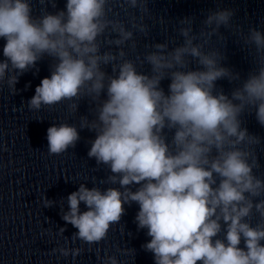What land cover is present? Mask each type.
Segmentation results:
<instances>
[{
    "label": "clouds",
    "instance_id": "clouds-1",
    "mask_svg": "<svg viewBox=\"0 0 264 264\" xmlns=\"http://www.w3.org/2000/svg\"><path fill=\"white\" fill-rule=\"evenodd\" d=\"M105 3L67 0L66 13L36 21L27 0H0V39L6 41L3 54L11 65L24 72L45 53L59 61L36 88L33 109L76 98L89 84V92L103 91L99 62L114 59L98 56L95 44L103 30ZM230 16L220 12L208 23L226 24ZM183 34L189 35L187 30ZM252 39L264 48V33L256 31ZM185 54L198 57L206 71L174 72L166 94L159 86L161 70L184 67ZM148 60L158 75L140 74L129 62L111 79L99 123L91 125L97 137L89 152L110 166L113 183L140 188L101 191L82 185L68 197L70 211L63 219L78 229L79 238L99 242L120 221L124 205L134 201L140 207L138 225L151 237L145 247L155 264H264V223L253 227L248 221L253 209L264 217V200L256 203L246 195L264 194V181L253 176L248 153L237 147L246 138L258 142L241 129L239 115L246 105L257 106V119L264 125V69L229 99L213 94L215 82L229 73L217 66L215 54H203L191 39L176 49L172 60L159 54ZM8 68L7 61L0 62V79ZM166 127L176 129L171 146L162 135ZM47 139L50 153L62 154L80 136L76 127L60 124L48 129ZM82 203L87 211H81ZM223 225L226 235L219 239Z\"/></svg>",
    "mask_w": 264,
    "mask_h": 264
},
{
    "label": "water",
    "instance_id": "water-1",
    "mask_svg": "<svg viewBox=\"0 0 264 264\" xmlns=\"http://www.w3.org/2000/svg\"><path fill=\"white\" fill-rule=\"evenodd\" d=\"M27 2L36 21L67 12V0ZM225 11L231 13L226 24L208 23L211 16ZM100 23L103 30L95 41L97 55L114 57L99 62L104 73L103 91L89 92V84L80 96L40 109H33L30 101L41 81L55 70L58 59L45 53L35 66L21 72L4 56L6 41L0 39V62L9 64L0 79V264H112L113 260L116 264H155L154 254L145 247L151 237L138 225L140 207L134 201L124 205L120 221L112 223L99 242L79 238L78 229L63 219L70 211L68 197L82 185L101 191L135 192L140 188L113 183L115 174L110 166L89 156L97 137L91 125L99 123L100 110L108 100V84L129 62L140 74L150 78L158 75L148 57L159 54L172 60L176 49L187 46L189 39L203 54H215L217 66L229 73L215 82L214 95L232 99L264 69V48H258L252 39L254 32L264 33V0H137L135 5L131 0H106ZM186 30L187 37L183 34ZM127 33L131 35L125 38ZM183 59L184 67L161 70L159 86L166 94L174 72L206 71L198 57L185 54ZM256 113L257 106L246 105L239 120L241 129H247L248 136L258 142L246 138L237 147L248 153L253 176L264 181V125ZM60 124L76 127L80 139L62 154H51L47 131ZM175 132L174 128L163 130L170 146ZM246 195L256 203L264 200V194ZM80 208L87 211L83 203ZM248 221L256 227L264 223V217L253 209ZM226 228L223 225L217 238H224ZM240 246H244L243 241Z\"/></svg>",
    "mask_w": 264,
    "mask_h": 264
}]
</instances>
